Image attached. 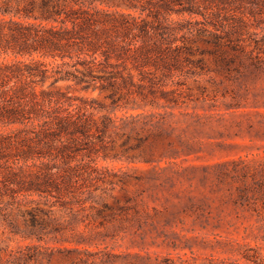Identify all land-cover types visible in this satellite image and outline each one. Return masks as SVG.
Listing matches in <instances>:
<instances>
[{
    "label": "rangeland",
    "instance_id": "rangeland-1",
    "mask_svg": "<svg viewBox=\"0 0 264 264\" xmlns=\"http://www.w3.org/2000/svg\"><path fill=\"white\" fill-rule=\"evenodd\" d=\"M195 29L177 35V44L188 49L182 55L190 61L175 71L174 78H164L154 96L145 89L150 96L147 101L154 98L153 104L132 108L145 100L124 90L118 95L120 107H115L112 91L101 83L88 89L72 81L43 84V89L61 88L70 96L93 101L99 115L149 117L154 113V122L165 116L159 125L163 135H157L155 128L151 134L148 126L140 125L138 131L148 137L140 150L126 152V136L119 131L97 143L88 156L74 154L92 160L80 173L76 190L70 192L82 200L69 203L58 196L50 198L55 206L39 204L54 212L51 217L39 215L47 220L38 235L41 238L30 234L26 226L30 216L22 213L36 204H26L23 195L17 199L21 205L14 203L8 187L15 185L3 187L0 182V264H155L165 256L198 264L207 258L254 264L243 253L264 257V223L248 207L235 205L236 185L220 179L223 172L236 167L264 163V15L260 19L250 16L247 24L236 22L232 41L225 38L227 29L210 28L202 33ZM163 35L168 38V29H132L122 39L132 46L146 38L150 42L158 39L167 46ZM157 55L154 51L151 57H172ZM14 57L2 55L0 61ZM18 58L29 61L32 57ZM164 67L160 64L156 71L154 66H145L143 70L154 71L162 79L168 73ZM172 96L180 105L174 109L168 100ZM172 130L173 137H167ZM10 131L0 128L4 134ZM179 134L186 145H181ZM136 136L132 132L128 145L135 144ZM23 148V142L14 137L1 140L0 171L20 161ZM148 150L154 154H142ZM42 153L37 149L35 155ZM46 155L45 161H51L53 156ZM39 199L37 193L28 196L29 201Z\"/></svg>",
    "mask_w": 264,
    "mask_h": 264
},
{
    "label": "trees",
    "instance_id": "trees-1",
    "mask_svg": "<svg viewBox=\"0 0 264 264\" xmlns=\"http://www.w3.org/2000/svg\"><path fill=\"white\" fill-rule=\"evenodd\" d=\"M236 11L242 12V16L232 15ZM262 15L264 0H0V56H15L11 61H0V128H11L8 134L0 132V141L14 137L24 146L21 160L0 171V182L3 187L15 185L8 187L14 203L21 205L17 199L23 195L26 204H36L22 212L30 216L26 222L30 234L41 238L38 235L45 230L47 220L39 215L51 217L54 213L39 208V204H50V198L58 196L60 200L69 199V203L81 202V195L70 192L76 190L80 173L92 160L75 158L74 154L84 152L88 156L97 143L119 131L126 136V152L140 150L148 137L138 127L148 126L151 134L155 128L157 135L162 136L159 125L166 121L162 116L154 122V113L149 117L99 115L93 101L70 96L61 88L43 89L47 80H52L51 86L72 81L84 89L101 83L112 91L110 98L115 107H120L122 99L118 95L124 90L145 100L143 105L135 104L132 108L147 106L149 102L153 104L154 98L147 101L150 96L144 93L145 89L154 96L155 87L164 78H174L175 71H181L184 63L190 61L182 55L188 52L186 46L177 44L181 31L192 32L195 26H200L195 29L200 33L210 28L227 29L225 38L232 41L236 22L247 24L250 16L260 19ZM173 16L183 18L176 20ZM150 28L168 29V38L162 36L167 46L158 39L150 42L147 38L141 45L123 43V33L132 29L147 32ZM154 51L157 56L165 53L172 57H151ZM19 56L32 58L21 60ZM160 64L168 71L162 79H157L154 71L143 70L145 66H154L157 71ZM168 100L172 109L180 106L176 96ZM132 132L137 135L136 142L128 145ZM173 134L172 130L167 137ZM177 136L181 145H186L183 136ZM168 144L171 146L172 142ZM37 149L43 153L35 155ZM46 154L53 156L51 161H45ZM142 154L154 153L148 150ZM220 179H230L236 185L234 204L248 207L264 223V163L236 167L233 172H223ZM55 191L57 194L53 195ZM32 193L39 194L40 199L29 201ZM243 257L248 262L264 264V257L259 254L246 251ZM155 264L198 263L180 256H165ZM199 264L239 263L207 258Z\"/></svg>",
    "mask_w": 264,
    "mask_h": 264
}]
</instances>
